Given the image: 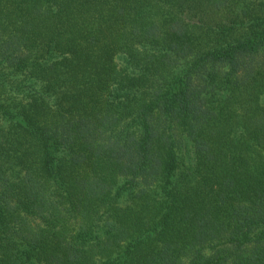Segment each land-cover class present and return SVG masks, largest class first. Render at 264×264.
<instances>
[{"label":"trees","instance_id":"trees-1","mask_svg":"<svg viewBox=\"0 0 264 264\" xmlns=\"http://www.w3.org/2000/svg\"><path fill=\"white\" fill-rule=\"evenodd\" d=\"M0 264H264V0H0Z\"/></svg>","mask_w":264,"mask_h":264}]
</instances>
